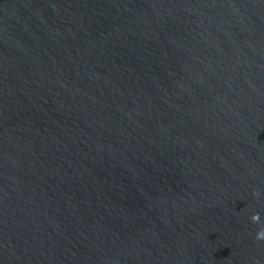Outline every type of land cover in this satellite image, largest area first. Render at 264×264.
<instances>
[{
	"label": "water",
	"instance_id": "water-1",
	"mask_svg": "<svg viewBox=\"0 0 264 264\" xmlns=\"http://www.w3.org/2000/svg\"><path fill=\"white\" fill-rule=\"evenodd\" d=\"M0 264H264V0H0Z\"/></svg>",
	"mask_w": 264,
	"mask_h": 264
}]
</instances>
